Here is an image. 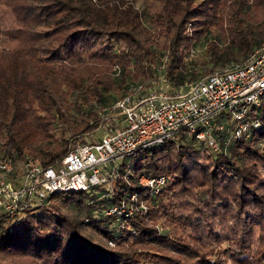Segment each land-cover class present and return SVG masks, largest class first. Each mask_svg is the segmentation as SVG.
I'll return each mask as SVG.
<instances>
[{
	"label": "trees",
	"instance_id": "16d2710c",
	"mask_svg": "<svg viewBox=\"0 0 264 264\" xmlns=\"http://www.w3.org/2000/svg\"><path fill=\"white\" fill-rule=\"evenodd\" d=\"M207 32L210 67L238 61L264 40V0H145L144 18L115 0H0V153L51 164L156 58L175 85L198 77L181 50ZM250 113L223 152L180 132L130 153L110 192L0 212V264H264V95ZM140 173L164 176L157 194ZM131 193L145 213H106Z\"/></svg>",
	"mask_w": 264,
	"mask_h": 264
},
{
	"label": "built area",
	"instance_id": "2783aa9c",
	"mask_svg": "<svg viewBox=\"0 0 264 264\" xmlns=\"http://www.w3.org/2000/svg\"><path fill=\"white\" fill-rule=\"evenodd\" d=\"M193 53L192 48L186 52ZM156 67L161 71V65ZM159 80L166 82L165 90L128 84L125 93L106 108L109 125L102 127L104 135L75 143L51 164L30 156L15 164L11 155L0 153V212L24 204L47 205L54 192H110L120 177L126 179L124 162L130 153L171 140L180 132L223 152L233 138L246 137L259 125L250 109L264 95V40L239 62L188 82L175 85L163 76ZM144 180L142 186L155 194L165 183L163 175H148ZM128 197V202L137 200L135 193ZM128 202L122 199L106 213L124 208L130 212Z\"/></svg>",
	"mask_w": 264,
	"mask_h": 264
},
{
	"label": "rangeland",
	"instance_id": "374dc122",
	"mask_svg": "<svg viewBox=\"0 0 264 264\" xmlns=\"http://www.w3.org/2000/svg\"><path fill=\"white\" fill-rule=\"evenodd\" d=\"M115 2H126V3L133 4V6H135L139 10V12L141 13V16L143 18L145 17V0H115ZM209 36H210V34H209V32H207L206 35L202 36L198 42H196L195 44L189 46L190 48L194 49V53L192 54V56H188L186 54V52L188 51L187 49L181 50L182 62L186 63L188 65L194 66V68H196L197 76H202V75H205L206 73H208V72H210V71H212V70H214L216 68H221L219 66H215L214 68L210 67V65H212V63L208 61L209 54H208V51L206 50V40H207V38ZM246 55L240 57V59L238 61L224 64V66L237 63L240 60H242ZM160 65L164 69V66H165L164 57L156 58L154 60V62L149 64V70H150L151 74L149 73V75L146 76V77H139L137 79H133L132 81H130L131 84H140V83H142V86H143L144 89L150 87V89H153V90H165L164 85H165L166 82H164V80L163 81L159 80V77L160 78L162 76L165 77V78H167V77L164 76L162 68H161V71H159V72H157L158 71L157 69L155 70V67L156 66H160ZM207 67H209L208 70H204V68L207 69ZM184 82H188V81H184ZM124 93L125 92H124L123 89L122 90L118 89L117 93L116 92H110V94L107 96V100L106 101L107 102L111 101L110 95H112V94L114 95V97L116 96V98H118V97H121ZM107 102L105 103V105H108ZM93 104H94V107H95L97 113L99 114V116L104 119L103 122H102V127H105V126L107 127L109 125V120H108L109 116L106 115V113H107L106 112V108L107 107L101 108V106L98 103H95V102ZM111 124H112V121L110 120V125ZM104 133H105L104 128H98L91 135L82 136L80 139L75 141L74 144L77 143V142L89 141L90 138L91 139L100 138V137H102L104 135ZM74 144H72V146ZM147 176H148L147 174H141L140 173L136 177V183L140 184L141 186L142 185L146 186L144 178L147 177ZM146 193L150 194V191L146 190ZM127 206H128V209L134 210L136 212H139L140 214L145 213V210L147 208V206L145 204V201L142 198H140L139 196H137V200H135L134 202H132V201L128 202ZM52 212H54V211L52 210ZM54 213H56V212H54ZM157 228L161 229V227L159 225L157 226ZM106 242H107L108 245L112 244L108 240H106Z\"/></svg>",
	"mask_w": 264,
	"mask_h": 264
}]
</instances>
